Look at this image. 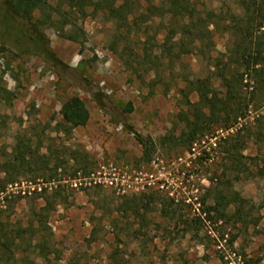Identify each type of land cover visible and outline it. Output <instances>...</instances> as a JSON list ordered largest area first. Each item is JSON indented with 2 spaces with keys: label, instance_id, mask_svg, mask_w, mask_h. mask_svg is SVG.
<instances>
[{
  "label": "rangeland",
  "instance_id": "374dc122",
  "mask_svg": "<svg viewBox=\"0 0 264 264\" xmlns=\"http://www.w3.org/2000/svg\"><path fill=\"white\" fill-rule=\"evenodd\" d=\"M106 1L82 13L50 1L27 20L0 0V164L24 158L0 193V230L10 240L0 264H264V157L243 131L241 152L256 159L243 160L250 170L235 180L222 153L228 133L255 128L258 115L264 123V89L245 83L241 94L253 107L229 130L220 120L230 109L198 115L202 126L214 118L199 138L192 124L200 84L189 83L200 80L221 104L213 64L234 36L219 24L199 50L178 33L179 18L169 25L165 15L144 13L145 0L128 2L123 19ZM236 3L196 0L222 17L238 12ZM73 97L88 119L67 131L60 109ZM134 133L151 142L148 161ZM216 176L220 183H211ZM219 188L248 201L241 219L234 206L221 220L202 213ZM19 189L22 198L1 201ZM55 191L52 207L41 209Z\"/></svg>",
  "mask_w": 264,
  "mask_h": 264
},
{
  "label": "trees",
  "instance_id": "16d2710c",
  "mask_svg": "<svg viewBox=\"0 0 264 264\" xmlns=\"http://www.w3.org/2000/svg\"><path fill=\"white\" fill-rule=\"evenodd\" d=\"M50 1H55L57 3L56 7L65 4L68 9L81 11L82 13L86 6L103 8L102 2L106 0H7V3L14 14L29 20L34 12L40 11ZM130 1L132 0H122V3L118 7H115L111 2L108 4L106 1L109 5H107L108 11L112 16L123 19L126 17L124 9L128 7V2ZM235 1H237L236 6L238 12H229L228 10L229 16L222 17L214 12L215 10L199 8L196 4V0H145V7H141L140 2L134 0L138 7L143 8L144 13L148 15L155 13H158L160 16L165 15L169 25L172 24L174 20H177L176 18H179L180 26H178V33L192 37L191 47H195L196 45V49H201L205 46V43L211 45V36L216 34L219 24H221V32L223 35L234 36V41L231 43V46L221 52V56L225 58V62L224 60L219 61L216 58L213 64V68L216 70V77L220 82V86L224 89L223 97L219 99L221 104L216 105V103L213 102L208 96V92L206 93V91H208L206 84H203L200 80L190 82L191 84L189 83V85L196 83L200 84L194 88L197 93V102L195 104H190L193 111L198 113L194 114L195 121L193 120L192 122L195 129L197 128L195 133L198 134V138L204 135L205 131L207 132L210 130V125H212L210 122H213L215 118L214 115H219L217 111L219 109H222V111L230 109L227 112V117L220 120V123H222L220 128L223 130L231 129L238 121L244 120L247 117L249 107L252 108L253 105L250 103V100L242 97L241 93L243 87H245V83H253L254 89L260 92L264 89V0ZM174 33L175 32H173V34ZM173 34L168 35V39L172 40ZM201 88H203V90H199ZM1 92L7 93V91L0 86V93ZM206 110L211 113V117L214 118H208L207 120L209 123L202 126V124L198 122V115H203ZM60 115L67 131L75 127L83 126L88 119L87 109L84 103L77 97L70 98L62 104ZM261 119V115L254 118L253 127L255 128H252L251 124L243 123L240 128L235 129L234 133H228L223 139L224 143L227 144V148L223 149L222 153L226 154L228 161L233 165V172H236V176L234 177L235 180L239 179L238 174L241 171L248 172L250 170L246 167V164L243 163V160L256 159V157L244 156L241 152V149H243L246 143L245 139H243L244 137L240 136L243 131H247V133L255 139L258 144V153L264 157V123L261 122ZM250 127L255 130L252 131ZM134 137L142 148L143 158L148 161L152 149L151 142L135 133ZM16 147L17 149L19 148L17 152L21 154L20 151L22 147ZM23 159L22 156L16 155L13 161H6L0 164V172L3 173V177L0 178V193H5L7 185L15 183L14 181L17 179L18 175H21L16 172L21 173L23 170ZM219 180V176H216L214 179H210V182H217L218 184L220 183ZM226 191V188H219L214 195L213 205L207 206V209L203 210L204 212L202 211V213L208 215L213 213L218 215L219 220H221L227 217L226 209L230 206H234L235 210L232 216L241 219V210L247 205L248 201L243 199L238 192L231 191L226 193ZM20 195L22 196L21 190H18L10 193L8 196L2 197L1 201L6 202L7 197L22 198ZM58 196L59 193L55 191L50 197H45V199H43L44 206L41 207V209L46 210L48 206L52 207ZM202 204H204V201ZM37 215L40 214L38 213ZM220 238L222 239V235ZM9 241L6 232L0 230V248L3 249L5 253L10 250ZM37 246L38 248L40 247V249H44L40 244H37Z\"/></svg>",
  "mask_w": 264,
  "mask_h": 264
},
{
  "label": "built area",
  "instance_id": "2783aa9c",
  "mask_svg": "<svg viewBox=\"0 0 264 264\" xmlns=\"http://www.w3.org/2000/svg\"><path fill=\"white\" fill-rule=\"evenodd\" d=\"M37 189L40 190V188H37ZM19 190H20V189H19ZM21 194L24 195L25 192L21 190ZM221 241H223V243H224V242H225V243L227 242V240L224 239V238H222ZM217 248H218V249H220V248H223V249H224V245H222V243H221L220 241H217ZM234 256H235V255H234ZM226 258H227V257H226ZM228 258H229V259H232L230 256H229ZM233 259H238V258L235 257V258H233Z\"/></svg>",
  "mask_w": 264,
  "mask_h": 264
}]
</instances>
